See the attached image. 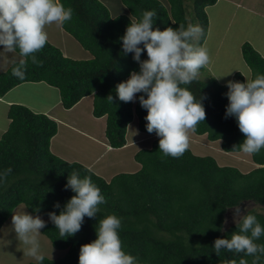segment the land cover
<instances>
[{
	"label": "trees",
	"instance_id": "16d2710c",
	"mask_svg": "<svg viewBox=\"0 0 264 264\" xmlns=\"http://www.w3.org/2000/svg\"><path fill=\"white\" fill-rule=\"evenodd\" d=\"M118 1L128 13L114 15L101 0H59L60 24L89 60L64 56L30 15L13 21L0 1V44L23 57L0 75V97L43 82L58 89L67 110L93 96L114 149L127 145L135 118L142 133L156 136L135 154L138 172L107 181L52 152L56 121L12 105L0 139V230L22 203L48 219L41 232L66 255L28 264H98L102 256L108 264H264L263 211L250 209L225 228L233 209L264 210V57L247 42L249 81L241 72L225 85L200 80L176 52L193 43L191 62L204 70L207 9L218 0ZM133 73L136 100L126 81ZM180 122L226 153L251 154L259 167L242 173L193 154L181 136L164 133Z\"/></svg>",
	"mask_w": 264,
	"mask_h": 264
},
{
	"label": "crops",
	"instance_id": "0c3cea01",
	"mask_svg": "<svg viewBox=\"0 0 264 264\" xmlns=\"http://www.w3.org/2000/svg\"><path fill=\"white\" fill-rule=\"evenodd\" d=\"M0 1L1 4L4 6L6 15L13 21H20V18L23 14L30 15L35 22L34 24H36V28L40 32H43L45 34L47 40L51 44L60 48L61 52L64 53V56L73 57L72 59L75 60H89L93 58L92 54L85 50L80 45V43L62 27V24H60L62 22L64 13L60 6L59 0H52L53 3H51V0ZM105 1L109 3L111 7L115 5L116 7H119V9L121 8V14L128 13V9L123 10L122 5L118 0ZM220 2L226 3V6L227 3L241 6L243 10L247 8L249 11L255 12L256 14L264 13V0H218L217 4H219ZM22 59L23 57L20 56L16 51L0 44V75L7 72L13 65L20 62ZM134 77L136 76L134 75ZM134 77H129L128 80ZM250 79L251 78L247 80L249 81ZM134 80L136 83L132 81V86L136 89L138 93L139 80ZM46 87L48 88L45 89ZM55 90L57 91L58 89L50 87L49 85L43 82H29L23 83L15 87L4 97H0V113H4L2 114V119H0V128L7 124L5 129L2 128V135L7 131L11 122L8 118L10 107L14 104H21L29 107L36 113L46 114L51 119L57 122L58 134L52 139L51 150L55 155L59 156L60 158L69 162H78L88 168H91V170L95 169L97 173L107 181H110L117 174L135 173L141 169L142 166L138 162H136L135 154H137V152L142 149L150 148L156 136L147 135L142 132L138 133L136 131L139 130L137 118V121L135 122L136 127H133L132 129L128 128L127 145L122 149H114L110 146L107 137H105L107 117L96 118L94 116V97H85L72 109L67 110L63 108L61 100H59V98L55 101L51 99V92L55 93ZM37 98H39L40 100L35 103L34 100ZM47 99H49L48 103L46 102ZM45 105L48 106L44 107ZM2 107H5L4 110ZM4 118H6L5 121ZM173 126L170 127L164 133H175L176 131L177 133H181L183 131V128L177 129ZM63 130L68 131L66 136L67 138L71 137L72 139H75V141H77V143H70L69 145L74 148H78L79 151L83 152L82 155L74 158L55 146L58 140L65 142V140L63 141L61 137V135H63ZM2 135H0V138L2 137ZM243 159V162L246 165H250L249 160L253 162L251 154L250 156H243ZM257 167L259 166L253 162V168H251V171ZM42 220L43 223L41 224V228L48 222V219L46 218H42ZM25 221L27 222L26 219ZM21 230L23 231V229ZM46 240L51 246L49 247L51 249L50 251L53 254H59V256H57L59 257V259L63 258L66 255V251L52 249L53 246L50 240L48 238ZM15 244L21 245L22 241L19 240ZM31 252L33 253L29 254L28 258L33 259V257L35 258L36 255L34 254V251ZM2 253L3 255L8 254L5 251ZM98 264H108L106 257L103 256V258H100Z\"/></svg>",
	"mask_w": 264,
	"mask_h": 264
},
{
	"label": "rangeland",
	"instance_id": "374dc122",
	"mask_svg": "<svg viewBox=\"0 0 264 264\" xmlns=\"http://www.w3.org/2000/svg\"><path fill=\"white\" fill-rule=\"evenodd\" d=\"M101 1L109 7L104 0ZM51 3H53L52 0ZM110 7L109 9L112 14L121 12V8L119 9V7H116L115 5H113L112 8ZM208 12L210 14V29L201 57L204 70H199L197 66L195 67L191 62L192 59L190 57V50L193 43L189 42L178 49L176 56L180 57L183 61L189 64L191 72L200 80L213 78L218 81V83L225 85L231 83L237 72L243 73L247 79L251 78L252 72L243 58L242 47L245 43L249 42L253 48L264 57V13L256 14L255 12L249 11L247 8L243 10L241 6L232 5L230 3H227L226 6V3L224 2H220L219 4L209 8ZM195 39L196 38H194V40ZM130 77H134V74ZM134 79L137 78L134 77L126 81L131 96L136 99L137 91L132 86L133 82L136 83ZM47 88L48 87L45 89ZM51 93V99L55 101L59 98V100H61L58 90H55V93ZM39 100L40 99L37 98L34 101L36 103ZM46 102L48 103L49 99H47ZM47 106L48 105H45L44 107ZM2 108L4 110L5 107ZM2 114L4 113H0V119L3 117ZM5 120L6 118H4V121ZM136 121L137 120L135 118L128 128L132 129L133 127H136ZM6 125L2 128L5 129ZM174 125L175 126L173 127L177 129L183 128V131L181 133H177V131L175 133H170L181 136L180 138H182L183 145L192 150L193 154L201 157H213L220 166H232L240 170L242 173L249 172L251 171V168H253V162H251V160H249L250 165H246L243 162V156H250L249 153H226L221 149L218 142H213L211 144L210 142H207L208 139H206L207 137L205 135L198 136L195 134L188 122L177 123ZM2 128H0V135H2L3 132ZM136 131L141 133L140 130ZM62 133L63 135H61V137L63 141L65 140V142L58 140L55 146L61 151L69 154L71 157L75 158L82 155L83 152L79 151L78 148H74L69 145L70 143H77V141L71 137H66L68 131L63 130ZM89 169L91 170V168ZM92 171L99 175L95 169H92ZM250 209H258L264 212V210L259 206L254 205L253 203H247L245 206L233 209L228 213L225 228L227 229L231 225L239 222L244 214H246V212ZM41 217L45 218L41 215L37 216L29 213L23 203L15 209L11 218L0 230V264H28L36 262L40 256L47 257L52 260H59V257H57L59 254H53L50 251L51 249L49 247L51 246L46 240V236H44L41 232L40 228L43 223ZM21 229H23V231ZM19 240L22 241V244H15ZM4 251L8 254L3 255L2 252ZM31 251H34V254L36 255L33 259L28 258L29 254L33 253ZM101 258H103V256Z\"/></svg>",
	"mask_w": 264,
	"mask_h": 264
},
{
	"label": "clouds",
	"instance_id": "9594fccd",
	"mask_svg": "<svg viewBox=\"0 0 264 264\" xmlns=\"http://www.w3.org/2000/svg\"><path fill=\"white\" fill-rule=\"evenodd\" d=\"M64 16V15H63ZM134 74V73H133ZM135 75V74H134ZM138 79V78H137ZM139 86H140V84H139ZM134 100H136V99H134Z\"/></svg>",
	"mask_w": 264,
	"mask_h": 264
}]
</instances>
